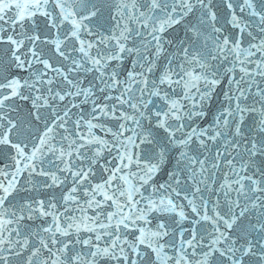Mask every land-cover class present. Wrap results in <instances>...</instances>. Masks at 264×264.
Listing matches in <instances>:
<instances>
[{
  "label": "snow or ice",
  "instance_id": "6c2138e0",
  "mask_svg": "<svg viewBox=\"0 0 264 264\" xmlns=\"http://www.w3.org/2000/svg\"><path fill=\"white\" fill-rule=\"evenodd\" d=\"M0 264H264V0H0Z\"/></svg>",
  "mask_w": 264,
  "mask_h": 264
}]
</instances>
